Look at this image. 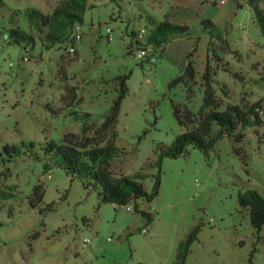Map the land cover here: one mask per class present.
I'll return each instance as SVG.
<instances>
[{"label":"rangeland","instance_id":"obj_1","mask_svg":"<svg viewBox=\"0 0 264 264\" xmlns=\"http://www.w3.org/2000/svg\"><path fill=\"white\" fill-rule=\"evenodd\" d=\"M2 1L0 150L22 143L34 148L33 155L25 148L10 162L1 157L0 194L12 196L0 195V264H175L179 244L195 227L185 264H264V226L254 229L238 204V194L248 190L264 198V124L248 127L241 142L224 136L208 156L191 148L176 159L163 157L159 169L156 164L161 148L183 131L173 104L193 112L202 106L208 57L219 109L243 98L261 101L264 118V35L245 0L223 6L212 0H90L74 53L47 50L38 38L31 46L5 42L13 27L33 32L28 10H53L49 0ZM260 8L264 15V1ZM153 21L190 29L172 37L155 62L136 57L139 45L155 52L146 42ZM140 29L146 30L144 43L136 45L131 32ZM189 61L197 81L190 97L185 84L169 88ZM120 77H127L128 91L114 127L119 151L112 170L129 178L140 173L147 192L160 171L158 195L138 202L151 223L132 203L130 210L101 203L96 190L43 153L47 143L82 135L85 126L91 135L109 115ZM38 186L41 202L33 195Z\"/></svg>","mask_w":264,"mask_h":264},{"label":"trees","instance_id":"obj_2","mask_svg":"<svg viewBox=\"0 0 264 264\" xmlns=\"http://www.w3.org/2000/svg\"><path fill=\"white\" fill-rule=\"evenodd\" d=\"M263 1L245 0L246 4L254 11L256 21L264 35V15L260 8V3ZM3 6V1L0 0V8ZM91 7L93 5L90 0H62L50 13H43L36 9L28 10L25 17L33 32L27 33L13 27L9 29V42L18 46L25 44L31 46L38 38L47 50L59 47L67 51L68 45H75L76 41L73 36L77 27L83 24V16L87 8ZM11 22L14 23L13 20ZM202 24L211 25L208 21H203ZM189 31L187 25H173L168 21H153V29L149 30L146 42L160 56L172 37L189 35ZM131 36L134 40L136 32H131ZM133 42L136 45L140 44L135 40ZM224 45V50H229L227 43ZM128 49L129 53L133 52L131 46ZM213 57L215 56L213 55ZM214 71L215 68L211 66L208 57L200 80V85L204 88L203 103L197 112L173 104L174 117L183 131L168 148H161L156 161L158 169L163 157L176 159L187 154L191 148L198 149L208 156L211 151L215 150L218 140L224 136L232 138L234 142H241L245 136L244 131L248 127H261L264 124L263 115L260 114L261 101L250 102L243 98L239 104L228 103L223 110L219 109L222 100L216 97L213 87ZM126 80L127 77L119 78L120 89L114 105L109 115L105 117V121L93 130L91 135H86L91 126H85L82 128V135L68 133L59 143L53 141L47 143L43 153L51 157L54 165L64 169L68 175L73 178L78 177L85 189L96 190L101 203L113 204L118 207L132 203L134 210L139 212L147 223H151L152 215L140 210L138 202L143 200L150 202L158 195L160 171L154 178L151 192H147L140 181L142 178L140 173H137L135 178H129L121 173H114L111 165V161L119 151L114 127L117 123L121 102L127 95ZM179 84H185L188 87L187 91L190 97L193 93V86L197 84L192 62H188L182 75L169 83V88H174ZM222 92L227 95V92ZM25 148L26 154L33 155L31 151L34 148L33 143L3 146L0 150V161L5 153L8 156L5 160L10 162L13 157L19 156ZM45 170L50 171L48 164L45 165ZM0 195L3 197L12 196V193L3 191ZM33 195L38 202H41L42 187H36ZM238 204L248 211L252 227L260 231L264 226V198L257 191L248 190L238 194ZM198 233L199 227L193 228L188 237L179 244L175 264H185L190 247L197 239Z\"/></svg>","mask_w":264,"mask_h":264},{"label":"built area","instance_id":"obj_3","mask_svg":"<svg viewBox=\"0 0 264 264\" xmlns=\"http://www.w3.org/2000/svg\"><path fill=\"white\" fill-rule=\"evenodd\" d=\"M212 2L217 5V6H223L225 5L228 0H212ZM146 34V30L145 29H140L136 32V36H135V41H138L140 44L144 43V35ZM74 39L75 41H79L81 39V34L79 31V27H77L76 29V33L74 34ZM113 39V35H112V30L110 28H107V40L108 41H112ZM3 40L5 42H9V37L8 35H4L3 36ZM138 52L136 54V57L139 59H144L147 58L148 60L155 62L157 60L158 54L156 52H151L149 50H147L144 46L139 45L138 46ZM0 49H1V45H0ZM67 51L70 53H74L75 52V48L72 45H68L67 46ZM23 61H27L28 57L25 56L23 59ZM260 114L263 115V111H260ZM131 207L127 206V210H130ZM143 232H145V230H143ZM89 242V239L84 240V245H86Z\"/></svg>","mask_w":264,"mask_h":264},{"label":"crops","instance_id":"obj_4","mask_svg":"<svg viewBox=\"0 0 264 264\" xmlns=\"http://www.w3.org/2000/svg\"><path fill=\"white\" fill-rule=\"evenodd\" d=\"M58 1L59 0H56V1H53V0H49L47 3H48V5H49V7L48 8H51L52 10L57 6V4H58Z\"/></svg>","mask_w":264,"mask_h":264}]
</instances>
